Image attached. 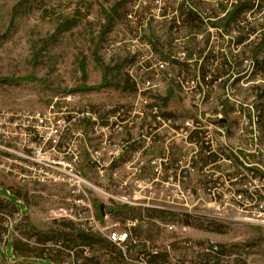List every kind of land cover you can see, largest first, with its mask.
<instances>
[{"label": "rangeland", "instance_id": "obj_1", "mask_svg": "<svg viewBox=\"0 0 264 264\" xmlns=\"http://www.w3.org/2000/svg\"><path fill=\"white\" fill-rule=\"evenodd\" d=\"M243 1L252 9L224 31L210 23L237 0H0V119L12 123L0 125V150H27L28 119L15 115L52 112L61 148L70 147L53 153L73 163L50 184L21 187L0 173V197L27 216L24 234L88 227L51 218L88 198L106 234L142 232L138 249L95 246L100 264L151 251L167 264H264V0ZM160 61L170 65L160 70ZM146 80L157 86L146 90ZM82 110L98 120L79 118ZM195 131L212 135L215 159L202 160ZM11 238L0 264H26Z\"/></svg>", "mask_w": 264, "mask_h": 264}, {"label": "built area", "instance_id": "obj_2", "mask_svg": "<svg viewBox=\"0 0 264 264\" xmlns=\"http://www.w3.org/2000/svg\"><path fill=\"white\" fill-rule=\"evenodd\" d=\"M170 65L167 61H160L159 62V69L164 70ZM158 78L159 76H155ZM145 86L146 90H150L155 88L157 85L155 84L154 80H146L143 84ZM74 97L72 95H69L67 97V100H73ZM57 100V99H56ZM54 108V107H52ZM153 108L152 110H154ZM154 114H156V111H152ZM17 119L24 118L28 119V125L23 124L21 126L22 134L26 135L29 133V143L27 145V150H23L20 152L13 151V149H7V150H0V167H10V168H16V167H53V168H73V163H66L63 156L57 158L56 154L53 153L55 150L59 152H64V155L69 154L67 151L70 149V147H62L61 148V141L63 139V131L60 132V127H56L57 123L54 119H56V114L50 112L47 116H42L40 113H26L18 115H15ZM87 116V117H86ZM121 116V115H120ZM82 119H90L92 121L98 120V115H94L90 111L86 112L85 110H82L80 115L78 116ZM54 118V119H51ZM72 118V117H71ZM75 119V118H73ZM73 119H70V117H66L63 122H67L70 124ZM157 119L164 120L163 117L159 116ZM129 120V119H126ZM11 121V120H10ZM26 122V121H25ZM12 124L9 121H4L0 119V125L3 128H6L8 124ZM32 123V124H30ZM189 123V122H188ZM187 123V124H188ZM5 124V125H3ZM61 125L60 123H58ZM46 125L45 128H47L46 131H41L40 126ZM56 127V128H55ZM50 128H55L56 131L49 130ZM53 132H57L58 135L56 137H53ZM207 139H212L211 134H206ZM1 138V137H0ZM57 139V141H56ZM205 140V141H206ZM210 143L206 141V144L209 148L206 151L205 156L208 157V155L214 157L213 154H215V150L213 147H210ZM14 145V144H12ZM202 149H200V152ZM221 154H219V157H223L225 155V149L220 151ZM204 153V151H203ZM39 155V157H38ZM48 157L47 161H43ZM79 157V156H78ZM75 156L73 162L79 163L80 158ZM42 160V162H39ZM69 160V159H68ZM71 161V160H70ZM212 165V164H209ZM208 167V166H207ZM161 167L157 168L160 169ZM184 169V168H183ZM21 187H27L29 185H20ZM239 198H242L241 194H239ZM89 199L87 198H78L75 199L73 204L71 206H63L60 207L56 212L53 213L52 219L53 220H61V221H75L78 223L82 222H89L88 227L79 228V230L85 232V233H93L97 234L101 237H105L108 241L113 243L115 246L125 249L127 248V243L133 239L131 232L127 231H109L107 234V228H105L103 225H100L98 221L94 218V211L92 209V205H90L88 202ZM21 199H19V203H23ZM29 210V209H28ZM27 218L21 210H19L11 201L4 199L0 197V243L4 247L8 244L9 241H12L11 237H17L19 241L29 247L32 250L42 252V259L43 260H50L53 264H82L84 260L79 259L77 260L76 253L79 249L83 251L84 257H90L91 256V250L88 248L81 246L77 247L75 249H72L65 240H42L37 234H24L20 230V225L24 222V220ZM219 248L216 245L215 242H211L209 245L208 252H211L212 254L216 255L219 253ZM156 253V252H154ZM126 256V255H125ZM144 257V255H142ZM59 257V261L56 259ZM127 257V256H126ZM126 258L124 261H128L130 263L135 264H148L146 260H144L142 257L139 260H127ZM168 262V261H167ZM22 263H32V264H38L36 260L33 258L32 262H22ZM111 263V262H110ZM128 263V264H130ZM209 263L215 264L216 261L214 259L210 260Z\"/></svg>", "mask_w": 264, "mask_h": 264}, {"label": "trees", "instance_id": "obj_3", "mask_svg": "<svg viewBox=\"0 0 264 264\" xmlns=\"http://www.w3.org/2000/svg\"><path fill=\"white\" fill-rule=\"evenodd\" d=\"M253 7L252 3H248V1H243V0H237V4L233 6L232 10H225V8H223L224 11V16L223 17H218L216 19V21L214 23H210V26L213 28H218L224 31H227V29H229L231 23L236 19L237 14L241 13L243 10H251ZM191 14L189 15L188 18H190L191 22H196L198 20L197 15L193 14V12H190ZM243 40H245V38H240L239 42H243ZM263 45H264V41H263ZM86 90H91V89H86ZM164 105L167 106V101H164ZM164 118H173V115H169V114H163ZM199 131H195L193 132V134H191V138L190 141L191 143H195L196 147H199L200 149H202L204 151L201 152L203 154V159L202 160H211L215 157H212L210 155H208V158H205L204 154H206L207 149L209 148L207 145H205L204 143L200 144L201 140L199 138ZM209 164H212L209 162ZM203 167H206V165ZM17 197L21 196L20 193L16 194ZM72 230L74 231V233L68 234V233H64V232H59V231H55L53 233L52 237H48L46 239L40 238L42 240H65L66 243L68 244V246H70L72 249H75L77 247H81L84 246L86 248H88L89 250L92 251V249L95 246L101 247V249L103 250H107L110 251V253L112 254L114 252V249H116L115 245L113 243H111L110 241H108L105 238H102L101 236L97 235V234H93V233H85L81 230L77 231L73 225H71ZM142 232L139 231L138 229L134 230V237H136L137 239L134 240L132 239L131 241H129L128 243L134 242L133 248H139V243H141V236ZM127 249H129V247L127 246ZM132 249V248H131ZM142 250V249H141ZM14 251L15 253L23 258V259H31L32 257H30V255H34L37 259H41L42 258V252L39 251H35L30 249L29 247H27L26 245L22 244L20 241L18 242V244L14 245ZM140 254L138 256V258L136 260H139L141 257V255H144V260H146V262H148V264H167V256L164 255L163 253H154L153 251L149 252V253H138ZM77 256V260L82 259L84 260L82 264H100L99 261L96 260V258L94 257H84L83 251H78L76 253ZM113 260L112 261H123L124 259H126L127 257L122 253V252H118V254L115 256H112ZM57 261H59V257L56 259ZM109 264H123V263H109ZM128 264V263H126Z\"/></svg>", "mask_w": 264, "mask_h": 264}, {"label": "bare ground", "instance_id": "obj_4", "mask_svg": "<svg viewBox=\"0 0 264 264\" xmlns=\"http://www.w3.org/2000/svg\"><path fill=\"white\" fill-rule=\"evenodd\" d=\"M70 171H72V168L0 167V173L2 175H6L10 178H15L20 185H40L39 183L57 182L63 178L62 176L64 173L70 175ZM178 182H180V180H178Z\"/></svg>", "mask_w": 264, "mask_h": 264}, {"label": "flooded vegetation", "instance_id": "obj_5", "mask_svg": "<svg viewBox=\"0 0 264 264\" xmlns=\"http://www.w3.org/2000/svg\"><path fill=\"white\" fill-rule=\"evenodd\" d=\"M199 138L201 140L200 144H202V143L206 144V141H205L207 138L206 134L205 135L199 134ZM201 151L203 152V150H201Z\"/></svg>", "mask_w": 264, "mask_h": 264}, {"label": "crops", "instance_id": "obj_6", "mask_svg": "<svg viewBox=\"0 0 264 264\" xmlns=\"http://www.w3.org/2000/svg\"><path fill=\"white\" fill-rule=\"evenodd\" d=\"M85 167H87V165L85 164ZM130 263V262H128V261H118V262H116V261H108L107 263ZM16 263V262H15Z\"/></svg>", "mask_w": 264, "mask_h": 264}, {"label": "water", "instance_id": "obj_7", "mask_svg": "<svg viewBox=\"0 0 264 264\" xmlns=\"http://www.w3.org/2000/svg\"><path fill=\"white\" fill-rule=\"evenodd\" d=\"M224 122H225V120H224ZM100 209H101L102 215L104 216L105 215V213H104V205H101Z\"/></svg>", "mask_w": 264, "mask_h": 264}]
</instances>
